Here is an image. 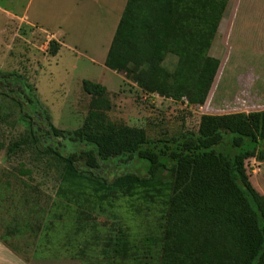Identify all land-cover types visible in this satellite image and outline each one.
Returning a JSON list of instances; mask_svg holds the SVG:
<instances>
[{"label": "rangeland", "instance_id": "obj_1", "mask_svg": "<svg viewBox=\"0 0 264 264\" xmlns=\"http://www.w3.org/2000/svg\"><path fill=\"white\" fill-rule=\"evenodd\" d=\"M20 1H12L13 7ZM8 14L18 19L21 13ZM8 14L0 13V71L22 75L58 129H77L87 118L91 97L82 90L84 80L106 88L110 123L143 129L150 140L190 138L202 115L264 111V0L228 1L208 50L219 66L201 106L189 105L185 97L175 101L145 93L124 73L104 66L103 35L114 21L103 19L109 13L87 17L81 29L68 34L63 49L58 45L55 56L40 32L31 35ZM26 16H40L57 33H64L59 22L71 23L59 13ZM175 62L169 53L163 66L172 71ZM0 104V237L8 248L40 264H160L168 202L188 180L189 165L161 175L157 188H137L132 196L103 198L89 189L77 194L62 181L58 160L20 143L28 122L20 109L2 96ZM13 143L18 146L8 150ZM133 165L120 169L107 163L102 174L111 178L139 163ZM245 168L264 196V161L248 159ZM118 239L124 255L114 252Z\"/></svg>", "mask_w": 264, "mask_h": 264}, {"label": "trees", "instance_id": "obj_2", "mask_svg": "<svg viewBox=\"0 0 264 264\" xmlns=\"http://www.w3.org/2000/svg\"><path fill=\"white\" fill-rule=\"evenodd\" d=\"M228 1L127 0L104 66L145 93L203 105L219 66L208 50ZM48 46L55 56L58 44ZM169 53L172 71L163 66ZM82 90L91 97L87 118L62 130L22 75L0 71V96L28 120L20 143L58 160L71 192L132 196L189 165L188 180L168 202L160 264H264V196L245 168L248 159L264 161V111L202 115L190 138L150 140L143 129L108 121L104 86L84 80ZM135 162L111 178L102 174L107 163L128 169ZM124 246L116 240L114 252L124 255Z\"/></svg>", "mask_w": 264, "mask_h": 264}, {"label": "crops", "instance_id": "obj_3", "mask_svg": "<svg viewBox=\"0 0 264 264\" xmlns=\"http://www.w3.org/2000/svg\"><path fill=\"white\" fill-rule=\"evenodd\" d=\"M4 1H6L5 4L2 6L0 5V13H6V15L8 13H21L18 19L15 18L16 15L8 14V16L11 18L14 17L17 23L21 20L23 26L29 27L32 30L30 33L31 35L38 31L46 39L48 45L51 41H54L61 46V49L65 47V40L68 34L77 29H81L87 17L92 18L93 14L96 13H100L98 17H101L102 13H109L104 14L103 17V19L107 17L114 18V21L110 24V28H108L103 35L105 45L104 48H102L104 49L103 55L106 57L127 0H21L16 7H13L12 3V1L16 0ZM12 8H14V10ZM27 13H39L40 15H46V13H59L61 20L67 17L71 20V23L65 24L59 22L61 26L58 27L59 29H64V33H57L54 28L45 26L44 20H39L40 16H37V19L34 17L33 20L29 18V20L26 16ZM65 25L66 27H64ZM103 61H105V58ZM60 262L64 263L67 261L63 260ZM70 262L74 263L73 260H70ZM0 264L40 263L33 258L26 261L20 254L8 248V246L0 240Z\"/></svg>", "mask_w": 264, "mask_h": 264}]
</instances>
